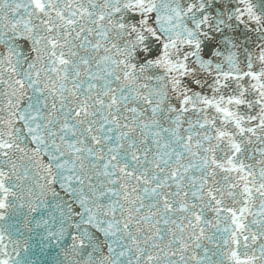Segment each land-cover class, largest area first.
Masks as SVG:
<instances>
[{
  "label": "snow or ice",
  "instance_id": "1",
  "mask_svg": "<svg viewBox=\"0 0 264 264\" xmlns=\"http://www.w3.org/2000/svg\"><path fill=\"white\" fill-rule=\"evenodd\" d=\"M0 264H264V0H0Z\"/></svg>",
  "mask_w": 264,
  "mask_h": 264
}]
</instances>
